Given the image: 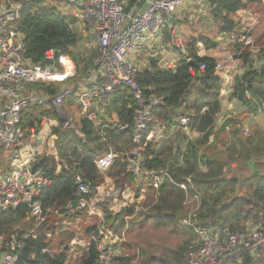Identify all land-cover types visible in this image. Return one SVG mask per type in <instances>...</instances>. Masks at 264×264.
Here are the masks:
<instances>
[{"label":"trees","instance_id":"1","mask_svg":"<svg viewBox=\"0 0 264 264\" xmlns=\"http://www.w3.org/2000/svg\"><path fill=\"white\" fill-rule=\"evenodd\" d=\"M40 2L23 5L16 23L24 38L30 63L46 64L45 54L53 51L56 62L69 61L74 66L75 80L84 79L93 68L95 51L87 47V41L86 44L82 42L77 27L73 28L72 23L54 7L36 8ZM204 2L216 29L215 36L210 35L211 30L199 31L196 35L181 31L179 36L186 55L180 54L179 49L180 60L174 69L160 68L156 59L148 58L149 64L140 67L135 75L145 97L153 96L161 102L152 110L151 122L139 131L138 143L134 141L136 102L124 93L117 92L113 99L100 105L96 120L101 125L97 126L80 117L78 103H73L71 97L63 104V111L73 113L75 131L63 129L64 121L53 107H31L25 112L21 124L25 140H29L31 130L38 132L42 117L56 121L52 131L56 136L58 161L46 158L42 153L33 163V170H41L51 181V186L41 198L46 212L41 235L37 241L24 243L20 264H97L99 254L94 239H99L100 231L116 240L115 249L120 254L112 259L111 264H185L186 248L196 240L194 233L180 224L187 213L183 206L186 194L200 195L197 218L220 236L264 226V132L254 129L249 136L242 138L237 129L226 133V126L235 125L232 121L216 127L223 84L211 55L219 48L216 37L235 32L238 29L237 15L247 9L259 16L249 35L254 45H264V14L251 9L264 7V0ZM177 23L173 19L170 28L164 30L165 44H169L176 34ZM231 53L246 66L243 74L232 81L231 97L251 112L261 110L264 113V88L256 85L264 81L257 79L264 78V67L256 68L248 47L236 45L231 48ZM187 58L199 66L204 65L205 69L198 74L187 64ZM35 86L48 96L57 91L52 85ZM38 109H41L40 113ZM77 112L79 115L74 120ZM184 117L188 118L189 131L197 135L192 140L179 129L178 121ZM107 121L111 122V128H103ZM115 125L125 129L118 131ZM157 125L162 129V138L156 142L146 141L145 137ZM224 138H227L225 142ZM109 147L115 151L117 159L107 172L98 173L94 162ZM140 148L143 150V169L165 170L172 182L166 181L153 191L144 175L135 179L128 158L132 159ZM250 162H253L256 175H250ZM58 165H61L60 173H56ZM78 172L92 187L96 215L83 227L89 247L76 254L69 253L68 248L74 233L59 231L61 227L56 225L59 219L55 212H63L69 202L75 204L80 199L73 183ZM186 179H190L187 193L177 186ZM149 222L157 227L173 228V232L183 238L182 243L175 249L162 250L161 255L154 254L150 247L131 246L127 239ZM33 229L34 222L28 218L25 208L0 215V237L5 242L18 239ZM44 231L51 233L50 239L43 235ZM134 247L138 248V255H129L134 252ZM45 249L50 253H43ZM258 253L243 256L237 264H264V255L258 258Z\"/></svg>","mask_w":264,"mask_h":264},{"label":"built area","instance_id":"2","mask_svg":"<svg viewBox=\"0 0 264 264\" xmlns=\"http://www.w3.org/2000/svg\"><path fill=\"white\" fill-rule=\"evenodd\" d=\"M38 1L43 0H0V148L7 152L10 161H18L12 170L0 171V215L25 208L28 218L34 222V229L22 234L18 239L5 242L0 237V264H20L24 243L39 239L46 214L41 198L43 192L51 186L49 178L41 170H33L32 166L36 156L44 153L37 149V145L42 144L45 135L50 132L49 129L56 126V121L42 117L38 132L31 130L29 140H25L21 129L25 112L31 107H53L64 121L63 129L75 131L72 116L63 111V104L73 95L78 100L80 117L97 126L101 125L96 120L100 105L103 106L113 99L117 92L124 93L136 102L134 141L138 143L139 131L151 122L152 110L161 102L153 96L145 97L143 89L137 85L135 75L139 68L133 58L154 46H162L164 30L170 28L176 12L190 0H59L74 8L73 15L80 19L82 26L89 33L86 39L87 47L96 53L93 68L82 80L74 79V66L69 61L56 62L53 51L45 54L46 64L30 63L24 38L16 23L22 6ZM258 21L257 14L249 11L239 13L236 17L238 29L216 37L219 48L223 43L221 51L236 45L248 48L254 46L249 34ZM175 39L173 35L171 41ZM179 52L186 55L183 48H180ZM227 54L226 59L236 64L237 60L231 51ZM189 60L187 58V61ZM256 63L259 68L264 67V61H255V66ZM215 64L223 84V93H231L232 69L224 68L217 61ZM204 69V65L199 66L200 72ZM38 84L55 86L57 91L48 96L41 91L27 88L29 85ZM245 95L250 98L248 92H245ZM187 123V117L180 118L179 129L194 137L196 133L189 131ZM111 127V122L107 121L103 128ZM115 127L118 131L125 129L122 126ZM53 136L56 140V136ZM162 136V129L157 125L145 140L156 142ZM31 139L36 141L33 146L27 142ZM142 152L140 148L135 151L132 159L128 158L135 179L144 175L145 181L153 191H157L166 181L172 182L165 170H144ZM49 153L52 155L44 153L46 158L58 161L56 148L53 147ZM116 159L117 154L109 147L96 158V171L107 172ZM60 172L61 165H58L56 173ZM73 183L80 199L75 204L69 202L63 212L57 211L55 214L59 219L56 225L61 227L59 231L74 233L68 248L69 253L77 254L79 251H85L90 245L84 238L83 227L90 224L96 215V200L91 185L83 179L80 172L74 175ZM189 183L190 179H186L185 183L177 186L187 193ZM183 206L187 213L181 219V224L190 229L196 238L186 248L185 264H237L247 254L255 255L264 251V226L248 227L244 231L220 236L215 230L202 225L197 218L200 208L198 193L193 196L186 194ZM137 210L136 208L135 211ZM43 235L48 239L51 237V233L47 231H44ZM115 244L116 240L102 231L99 232V239H94V246L99 254L97 264L111 263L117 251ZM43 253L50 251L45 249Z\"/></svg>","mask_w":264,"mask_h":264},{"label":"rangeland","instance_id":"3","mask_svg":"<svg viewBox=\"0 0 264 264\" xmlns=\"http://www.w3.org/2000/svg\"><path fill=\"white\" fill-rule=\"evenodd\" d=\"M44 6H47V7L50 6L51 8L54 7L59 13H61L64 16V18L67 21L72 23L73 28L77 27L78 33L81 35L82 42L86 44V39L89 33L82 26L80 19L73 15L74 8H72L70 4L61 3L59 0H43L40 2L39 5H36V8L44 7ZM251 9H253L254 11L257 10L258 13L261 15L264 14V7L262 8L254 7ZM246 11L254 13L250 9H247ZM174 19L178 21L177 26H176L177 31H176V34H174L176 39L174 41H170L168 46H164V47H167L169 51L172 53L178 54L179 49L184 48V46L180 44L181 37L179 36V34L181 31L182 32L185 31L186 33H189L191 35H196L199 31L204 33L206 30H211L210 32L211 36H215L216 34V29L213 28L212 19L209 16L207 4L204 2V0H200V1L190 0L186 4V6H184L183 8L179 9L176 12ZM178 28H181V29H178ZM174 46L175 48L176 47L177 48L174 49ZM252 46L249 47L252 53L251 56H253L256 62L264 61V45L262 46L254 45L253 47ZM167 48L165 49L167 50ZM221 49H223V43H221V47L219 49L212 51L211 55L215 58V61H217L218 64H220L226 69L228 67L232 69L230 78L233 81L236 78V76L238 77L243 74V72L246 69V66L243 65L240 60H237L236 64L235 63L232 64L231 62H229V60L226 59L225 55H228L227 52L230 54L231 48H228V49L226 48L227 51L226 49L224 51L223 50L221 51ZM144 56L145 55H141L137 57L136 59H144L145 58ZM177 56L179 57V54ZM137 66L138 68L142 67L141 65H137ZM256 68L259 69V66L257 65V63H256ZM257 79L263 80L264 78L257 77ZM256 85L260 86L261 88H264V81L261 83H257ZM27 88L31 90H35V91L37 90L36 86L29 85L27 86ZM72 99H73L72 101L73 103H77L78 100L76 97L72 96ZM224 100L225 101L223 105L220 106L221 112H219L217 119H216L217 128H220V126L223 125L226 121H229V122L232 121V123L235 124L234 126L230 125L229 123L225 124V125L229 124L228 126L225 127L226 133H231L232 131L237 129L238 136L244 138L246 136H249L254 129H259L264 132V117H263L264 113L263 115L260 114V116H257V118L255 117L256 120H254L255 118L251 116L252 115L251 113L247 115L246 108H244L243 106H240V104L232 103L229 96H226ZM38 110H39L38 112L40 113L41 109H38ZM69 113L71 116L73 115V113L71 112ZM78 115L79 114L77 112L75 116H73L74 120H76ZM49 131L50 132L45 135L44 140L42 142V147H43L42 152L44 153H49V151H51L52 146L54 147L55 141H54L53 131L51 128L49 129ZM226 133L225 135H227ZM196 137L197 135H195L194 137L192 135H189L188 139L192 140ZM155 138L157 137L155 136ZM226 139L227 138H224L223 142H225ZM17 162L18 161H15V160L10 161L7 157V152L3 148H0V168L2 170L4 171L12 170L13 167L17 164ZM173 231L174 230L171 227L169 228L168 227H157L154 224H152V222H149L146 225H144L143 228L137 229L136 231H134L131 237L127 239V242H129L131 246L136 245L138 246V248H142V249L150 247L154 254L161 255L160 253L162 250H166L169 248L175 249L182 243L183 238L181 237V235H178L177 233H174ZM159 247H162V248L159 250ZM138 248L134 247V250H133L134 252L130 253L129 255H133L135 253L138 255V251H137ZM118 254L120 253L116 251V254L114 255V257ZM263 255H264V251L259 252L258 258H261V256Z\"/></svg>","mask_w":264,"mask_h":264},{"label":"crops","instance_id":"4","mask_svg":"<svg viewBox=\"0 0 264 264\" xmlns=\"http://www.w3.org/2000/svg\"><path fill=\"white\" fill-rule=\"evenodd\" d=\"M197 1H200V0H197ZM163 43H164V41H163ZM164 46H168V43H164V45L162 44V46H154L153 48H151L149 51H147V52H145V53H143V54H141V55H145L144 57V61H142V60H138V59H136L137 57H139V56H141V55H139V56H136L135 58H133V62L136 64V65H141V66H143V67H146V65H148L149 64V59L148 58H153V59H156L157 61H158V66H160V68L162 67H164V66H166V67H164V68H167V67H169V68H173L174 66H176L177 64H178V62H179V60H180V57H178L177 55L178 54H176V53H172V52H170L169 51V49L167 48V47H164ZM165 48H167V50L165 49ZM226 96H229V98L231 99V102L232 103H236V104H240L237 100H235V99H233L232 97H231V93H230V91H227V92H225V94L223 93V98H222V103H221V105H223V103H224V99H225V97ZM240 106H243V105H241L240 104ZM244 108H246V110H247V115H249V113H251L252 115L251 116H253L254 118L256 117L257 118V116H260V114H262L263 115V113L260 111V110H257V112H251V111H249L247 108L248 107H245V106H243ZM69 116H70V113H69ZM71 117V116H70ZM263 117H264V115H263ZM256 118L254 119V120H256ZM54 141H56V140H54ZM28 142H30V143H28V145H31V146H33V145H35V143H36V141L34 140V139H31L30 141H28ZM50 148V147H49ZM48 148V149H49ZM54 148H55V142H54ZM37 149L40 151V152H42L43 151V147H42V144H38L37 145ZM51 149H53V146H52V148ZM50 152V151H49ZM48 156H51L52 155V153H48L47 154ZM254 166V165H253ZM0 171H2V172H6V171H9V170H6V171H4V170H2L1 168H0ZM252 173V172H251ZM251 173H250V175H251Z\"/></svg>","mask_w":264,"mask_h":264},{"label":"water","instance_id":"5","mask_svg":"<svg viewBox=\"0 0 264 264\" xmlns=\"http://www.w3.org/2000/svg\"><path fill=\"white\" fill-rule=\"evenodd\" d=\"M187 64L190 65L195 71H197L198 74H200V71H199V65H198V64H196V63H195L194 61H192V60L187 61ZM249 169H250V171L252 172V173H251V176L257 174V171H253V169H254L253 162H250V163H249Z\"/></svg>","mask_w":264,"mask_h":264}]
</instances>
